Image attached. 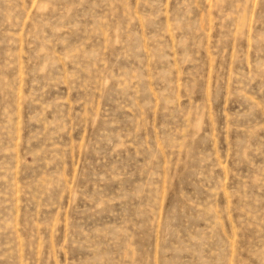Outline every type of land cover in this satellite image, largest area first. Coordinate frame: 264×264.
Returning <instances> with one entry per match:
<instances>
[{
    "label": "rangeland",
    "instance_id": "obj_1",
    "mask_svg": "<svg viewBox=\"0 0 264 264\" xmlns=\"http://www.w3.org/2000/svg\"><path fill=\"white\" fill-rule=\"evenodd\" d=\"M0 264H264V0H0Z\"/></svg>",
    "mask_w": 264,
    "mask_h": 264
}]
</instances>
